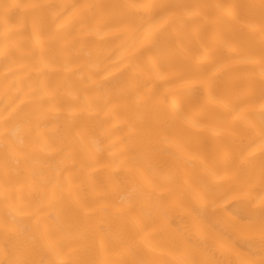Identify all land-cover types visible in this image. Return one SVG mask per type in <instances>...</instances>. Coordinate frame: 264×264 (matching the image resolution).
Instances as JSON below:
<instances>
[{
	"label": "bare ground",
	"instance_id": "obj_1",
	"mask_svg": "<svg viewBox=\"0 0 264 264\" xmlns=\"http://www.w3.org/2000/svg\"><path fill=\"white\" fill-rule=\"evenodd\" d=\"M261 4L0 0V264H261Z\"/></svg>",
	"mask_w": 264,
	"mask_h": 264
},
{
	"label": "snow or ice",
	"instance_id": "obj_2",
	"mask_svg": "<svg viewBox=\"0 0 264 264\" xmlns=\"http://www.w3.org/2000/svg\"><path fill=\"white\" fill-rule=\"evenodd\" d=\"M5 9L7 10L8 8L12 7L10 5H5ZM153 7H156L158 9L156 19L159 20H164L165 18L169 16H178L180 14V10H187L189 7L192 6H187V5H175V4H168V5H155ZM232 7L236 8H242L244 6L241 5H235ZM261 7L264 8V0H262ZM152 37V44L154 47L159 46L161 43L165 42L167 40V37L163 32H160L158 30H153L151 33ZM12 133L8 132L7 130L4 132L5 139H7V136ZM264 138V137H262ZM264 227V225H262ZM13 264H26L24 261H18V262H13ZM246 264H253L252 261H247ZM261 264H264V261L261 262Z\"/></svg>",
	"mask_w": 264,
	"mask_h": 264
}]
</instances>
